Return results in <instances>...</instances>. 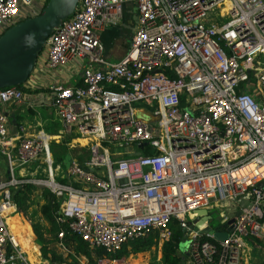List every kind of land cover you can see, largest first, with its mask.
<instances>
[{
    "label": "built area",
    "instance_id": "1",
    "mask_svg": "<svg viewBox=\"0 0 264 264\" xmlns=\"http://www.w3.org/2000/svg\"><path fill=\"white\" fill-rule=\"evenodd\" d=\"M46 1L0 0V33ZM124 1L79 0L47 37L28 90L0 87V264H32L8 223L12 189L25 182L47 187L58 223L90 247L116 251L153 230L161 244L176 218L187 232L182 264H242L245 240L264 249V0H134L129 48L112 61L100 31L120 22ZM40 79L58 131L19 123L10 134L7 108L33 102ZM67 135L90 156L62 169L50 143ZM212 205L227 207L214 227ZM198 209L210 219L193 229L188 213ZM216 230L227 236L215 239ZM92 264L129 262L103 255Z\"/></svg>",
    "mask_w": 264,
    "mask_h": 264
},
{
    "label": "trees",
    "instance_id": "2",
    "mask_svg": "<svg viewBox=\"0 0 264 264\" xmlns=\"http://www.w3.org/2000/svg\"><path fill=\"white\" fill-rule=\"evenodd\" d=\"M18 86L22 87L24 90H28L23 84H18ZM79 161L82 162L83 158L79 157ZM34 195H37L42 199V203L39 206L41 216L36 215L37 213L35 210H29L34 203ZM11 197L17 206L19 214L21 215L22 213V226L28 229L31 234L34 233L36 239L40 242V254L42 256L50 257L49 261L44 264H58L62 261L60 253L55 248V242H61L67 246V248L73 250L74 253H82L83 255H86L88 257V262L92 264L94 263L95 258L99 256H123L131 252L145 250L155 244L158 239V231L153 230L146 235L127 240L116 251H107L102 247H90L79 235L72 232L66 226L58 223L55 217L58 202L53 193L47 187L38 186L32 182H25L19 189L12 190ZM62 228L64 235L62 239L59 240L57 238V232ZM169 228L170 238L162 244L161 264H182L185 255V247H183V245L185 243L187 232L179 225L176 218L171 219L169 222ZM257 240L260 245L264 247V239ZM181 241H183L182 245H180ZM73 252L70 251L69 255L73 257V260L75 261L76 257ZM91 253H93L94 256H92Z\"/></svg>",
    "mask_w": 264,
    "mask_h": 264
},
{
    "label": "water",
    "instance_id": "3",
    "mask_svg": "<svg viewBox=\"0 0 264 264\" xmlns=\"http://www.w3.org/2000/svg\"><path fill=\"white\" fill-rule=\"evenodd\" d=\"M78 1L47 0L38 14L17 21L0 33V87L23 84L28 79L47 37L64 18L73 13ZM260 184L261 182L258 183ZM197 211L199 215L193 217V229H197L202 220L210 219L206 209ZM197 217H201V220ZM232 220L231 218L229 221ZM209 228L207 225L199 229V232L203 234ZM226 236L225 230L213 232L215 239L221 240ZM182 244L183 241L180 245Z\"/></svg>",
    "mask_w": 264,
    "mask_h": 264
},
{
    "label": "crops",
    "instance_id": "4",
    "mask_svg": "<svg viewBox=\"0 0 264 264\" xmlns=\"http://www.w3.org/2000/svg\"><path fill=\"white\" fill-rule=\"evenodd\" d=\"M136 24V6L134 0H125L122 7V17L117 24H107L100 31V38L104 45V56L112 61L118 60L125 51L129 48L131 32ZM40 79L35 88L30 90L36 97L33 102L20 105L18 108H7L9 110V116L12 126L10 128V134H17V127L19 123L25 124L29 127L30 131L37 129H44L50 125H54L55 122H59L57 115L52 109L51 105L47 101H41L42 95H45L49 91V87ZM49 132V131H47ZM82 140V139H79ZM0 166L4 172V167L7 161L0 153ZM8 169V168H7ZM18 169V173L26 175L31 169ZM21 171V172H20ZM1 173L2 175L5 173ZM249 242V241H248ZM40 246V245H39ZM40 251V250H39ZM131 255V254H130ZM264 259V249L260 246H253L251 243H246L243 250V262L242 264H254L258 260ZM88 262V259H87ZM85 264H90L85 263Z\"/></svg>",
    "mask_w": 264,
    "mask_h": 264
},
{
    "label": "rangeland",
    "instance_id": "5",
    "mask_svg": "<svg viewBox=\"0 0 264 264\" xmlns=\"http://www.w3.org/2000/svg\"><path fill=\"white\" fill-rule=\"evenodd\" d=\"M59 126H60L59 122H55L54 125H50L49 127L44 126V128H47V131H49L50 133H55L58 131ZM50 144H51V148L53 146V148H52L53 164L54 165H60L62 169H65L67 167V165L69 164V158L71 156L76 158L77 160H79V157H82L83 160H85L86 158H88L90 156V151H88V149H86V147L81 146L79 144V142L76 140V138L71 136V135L64 136L58 142L55 140H52ZM70 153H71V156H70ZM0 158H2L1 155H0ZM36 161H39V160L37 159ZM37 163L38 162H34L32 166L34 167ZM4 168H5L4 169L5 173L1 170V166H0V180H3L8 176L7 164L5 165ZM2 172L4 173L3 175L1 174ZM26 175L27 176H37V175L46 176V173L43 170H41V168H37L35 170L27 172ZM59 175H60V172H57L56 177L59 178L60 177ZM38 186H41V185H38ZM12 190H14V189H12ZM41 203H42V199H40L39 196L34 195V203L29 210H31V211L35 210L37 213L36 215L41 216L40 211H39V206ZM221 203H224V200H221ZM226 208H227L226 206L221 207L218 205L217 206L212 205V207L209 208V212H210L211 217H212V219L210 220V224H212L213 227L217 226L219 224V220H220L219 212H220V210L226 209ZM21 215H22V213H21ZM23 218H25V217H23ZM31 235L33 236L32 238L34 240H37L34 233H32ZM245 243H249L248 240H245ZM162 244L163 243L159 244V241H157L155 244H153L151 247H149L145 250H142L139 252H133V253L131 252V253H128L127 255H123V256L129 262V264H161L162 263V261H161ZM38 245H40L39 241H38ZM183 247H185V244L183 245ZM55 248L57 249V251L60 253V255L62 257V261L58 264H85V263H88L87 262L88 257L86 255H83L82 253H80V254L74 253L73 250H70V248H67V246H65L64 244H59V242H55ZM38 250H39V247H38ZM70 251L74 253V255L76 257L75 261L73 260V257H71L69 255ZM39 253H40V251H39ZM91 254H92V256H94L93 253H91ZM49 259H50L49 256H42L41 255V259L39 261V264H44V263L48 262Z\"/></svg>",
    "mask_w": 264,
    "mask_h": 264
},
{
    "label": "bare ground",
    "instance_id": "6",
    "mask_svg": "<svg viewBox=\"0 0 264 264\" xmlns=\"http://www.w3.org/2000/svg\"><path fill=\"white\" fill-rule=\"evenodd\" d=\"M84 142V139L81 140ZM57 167H59L57 165ZM24 168H21V171ZM20 171V172H21ZM198 211L189 212L190 217H195ZM8 223L10 225L12 233L16 236L18 244L21 246L29 258L32 264H39L41 259V254L38 250V240H34L28 229L22 226V217L19 214V211L13 207L8 209Z\"/></svg>",
    "mask_w": 264,
    "mask_h": 264
}]
</instances>
